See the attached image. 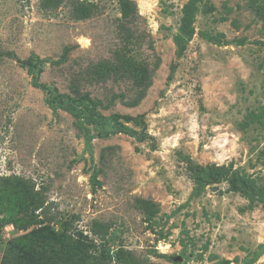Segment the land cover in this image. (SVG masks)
<instances>
[{
    "label": "rangeland",
    "instance_id": "rangeland-1",
    "mask_svg": "<svg viewBox=\"0 0 264 264\" xmlns=\"http://www.w3.org/2000/svg\"><path fill=\"white\" fill-rule=\"evenodd\" d=\"M131 1L124 40L120 0H0V178L41 205L27 230L2 227L0 264H22L10 242L45 225L66 228L99 264H120L119 249L137 264H264V203L225 181L197 188L187 170V160L224 166L264 186V22L251 0H200L179 52L188 0ZM31 57L39 84L87 97L104 117L139 118L144 140L86 142L92 127L32 85L20 64ZM124 59L148 67L146 88Z\"/></svg>",
    "mask_w": 264,
    "mask_h": 264
},
{
    "label": "trees",
    "instance_id": "trees-1",
    "mask_svg": "<svg viewBox=\"0 0 264 264\" xmlns=\"http://www.w3.org/2000/svg\"><path fill=\"white\" fill-rule=\"evenodd\" d=\"M255 1L251 0L250 7L264 22V5H255ZM199 2L200 0H188L182 8L179 33L174 38V43L179 52L184 49L186 42L193 34V19ZM119 8L121 14L119 28L123 33L124 40H128L130 38L128 26L132 18L137 16L136 4L131 0H120ZM86 16L83 14L81 17ZM127 33L129 35H126ZM118 57L121 58L122 56L118 54ZM20 64L27 67L31 75L32 85L46 92L45 102L51 109L63 110L81 124L92 127L94 134L92 136L89 130H86V142H90L93 138H107L117 134H126L135 137L138 141H143L146 137L145 123L139 118L119 115L104 117L87 97L76 95L72 98L63 94H56L49 87L39 84L37 78L42 67V61L38 58L31 57L20 62ZM120 68L128 74L129 79L136 87L146 88L149 85L150 72L146 65L136 64L131 59H124ZM116 70L119 71V68H113V71ZM129 123L140 127L142 134L129 128L127 126ZM187 161L189 163L187 170L197 188H204L225 181L231 191L239 192L248 199H256L264 203V186L254 185L251 180L239 172L224 166L202 167L192 165L190 160ZM39 203L38 194L29 190L18 179L0 178V231L7 224L12 225L17 230H27L28 227L37 224L38 216L35 211L40 209ZM93 232L95 233V230ZM32 244L34 247L30 248ZM10 250L21 255L22 264H52L55 259L61 264H74L80 260H82L80 264L87 261L99 264L97 257L91 255L87 246L82 241L74 239V236L68 233L66 228L63 232L55 233L48 225L33 229L31 232L11 241ZM117 255L120 264H137L136 261L130 259L128 252L125 253L119 249Z\"/></svg>",
    "mask_w": 264,
    "mask_h": 264
},
{
    "label": "water",
    "instance_id": "water-1",
    "mask_svg": "<svg viewBox=\"0 0 264 264\" xmlns=\"http://www.w3.org/2000/svg\"><path fill=\"white\" fill-rule=\"evenodd\" d=\"M175 261H181V258H176Z\"/></svg>",
    "mask_w": 264,
    "mask_h": 264
}]
</instances>
